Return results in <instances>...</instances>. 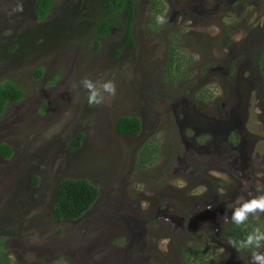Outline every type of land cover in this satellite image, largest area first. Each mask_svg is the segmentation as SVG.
I'll list each match as a JSON object with an SVG mask.
<instances>
[{
	"label": "rangeland",
	"instance_id": "1",
	"mask_svg": "<svg viewBox=\"0 0 264 264\" xmlns=\"http://www.w3.org/2000/svg\"><path fill=\"white\" fill-rule=\"evenodd\" d=\"M32 1L0 0V83L23 92L0 115V144L12 151L0 158V250L16 264H191L202 250L196 264H250L227 243L223 217L264 188V0H133V47L118 55L123 28L93 49L105 0H52L43 20ZM170 45L184 55L173 83L162 80ZM83 77L114 80L115 96L88 105ZM127 114L142 119L138 137L114 130ZM208 117L231 119L226 131L241 135L231 166L192 144L195 121L201 130ZM146 143L156 151L139 166ZM63 178H85L100 194L72 223L50 218ZM252 219L264 228V215Z\"/></svg>",
	"mask_w": 264,
	"mask_h": 264
},
{
	"label": "trees",
	"instance_id": "2",
	"mask_svg": "<svg viewBox=\"0 0 264 264\" xmlns=\"http://www.w3.org/2000/svg\"><path fill=\"white\" fill-rule=\"evenodd\" d=\"M52 0H35L33 4V15L36 20H43L51 6ZM153 8L152 16L156 14V3L151 2ZM125 12V23L122 25L119 13ZM99 18L94 23V35L96 39L93 41V49L97 50L99 47V40L105 35L109 34L112 29L121 30L123 28L122 35L120 37V47L115 51V55H118L122 48H132L133 40L130 34V23L133 19V1L132 0H106L103 3L102 10L99 14ZM169 54L166 58V63L163 69L164 82L169 81L173 83L176 80L178 73L183 66L182 54H177L175 46L170 45ZM179 52V50H178ZM40 70H35L33 76L36 78L40 76ZM22 90L11 82L0 83V115L3 112L5 106L9 103H18L22 99ZM114 130L119 136L135 137L140 130V120L136 115L127 114L116 118L114 123ZM81 133H76L69 143L70 149H76L81 142ZM156 148L152 143H146L141 146L137 151V164L139 166L147 164L154 157ZM12 151L6 144H0V157L4 160H8L11 157ZM37 179H32V184ZM99 191L97 187L85 178H63L59 180L55 186L53 202L51 204L50 217L54 221H73L81 217L93 203L97 200ZM253 227H256L254 219L249 218L247 227H237L230 223L228 230L226 231V239L229 238L240 240L248 231H251ZM1 249V248H0ZM193 258H190L191 264L196 262H202L205 258V252L202 250L200 253H194ZM187 259V258H186ZM0 264H16L10 260L4 251L0 250Z\"/></svg>",
	"mask_w": 264,
	"mask_h": 264
},
{
	"label": "clouds",
	"instance_id": "3",
	"mask_svg": "<svg viewBox=\"0 0 264 264\" xmlns=\"http://www.w3.org/2000/svg\"><path fill=\"white\" fill-rule=\"evenodd\" d=\"M22 10L21 6L19 11ZM155 21L158 25H164L166 18L163 15H157ZM78 84L85 90L87 104L90 106L102 105L106 95L114 97L116 94V84L112 79L100 82L83 77ZM244 188H247L246 183ZM257 192L258 195L247 199L244 196H238L233 204L227 205L231 209V214L230 217L226 214L223 220L228 222L230 219L231 223L237 227H247L250 217L259 219L261 215H264V188L258 187ZM227 243L238 251H248L250 264H264V251H261L264 249V228L253 227L242 239L229 238Z\"/></svg>",
	"mask_w": 264,
	"mask_h": 264
},
{
	"label": "flooded vegetation",
	"instance_id": "4",
	"mask_svg": "<svg viewBox=\"0 0 264 264\" xmlns=\"http://www.w3.org/2000/svg\"><path fill=\"white\" fill-rule=\"evenodd\" d=\"M6 1V0H5ZM34 1L35 0H33L32 1V4H31V10H32V12H33V4H34ZM106 1V0H105ZM104 1V2H105ZM133 1V0H132ZM103 2V3H104ZM103 7V6H102ZM49 11H50V9H49ZM49 13V12H48ZM48 13H47V15H48ZM47 15H46V17H47ZM45 17V18H46ZM35 18V17H34ZM132 22V21H131ZM124 23H125V21H124ZM130 25H131V23H130ZM113 30V29H112ZM116 30H118V29H116ZM129 30H130V27H129ZM122 32H123V30H122ZM130 34H131V30H130ZM108 35V34H107ZM107 35H105L104 37H106ZM121 35H122V33H121ZM121 35H120V37H121ZM131 36H132V34H131ZM103 37V38H104ZM132 40H133V37H132ZM120 38H119V42H118V49H119V47H120ZM123 49H129V48H122V49H120V52L123 50ZM119 52V53H120ZM118 53V54H119ZM19 103V102H18ZM10 104H16V103H9V104H7V105H10ZM7 105L5 106V108L7 107ZM5 108H4V110H5ZM3 110V111H4ZM3 113V112H2ZM1 113V114H2ZM261 114V112H260V110L258 111V115H260ZM260 117H261V115H260ZM139 120H140V130H139V133H138V135L137 136H135V137H138L139 135H141V133H142V130H143V123H142V119H140L139 118ZM196 122H198V123H196ZM232 121H231V119L229 120V121H225L224 119H223V117L222 118H218V119H216V118H207V124L206 125H204V127L203 128H201V130H200V128H199V120H197V121H195V123H196V125H194L193 126V128L195 129V131H196V133L194 134H192V144L193 145H195V144H198V148L200 149L199 151H203V153L204 154H206V157L204 158L205 160H208V159H214V156H216L217 157V159H218V161H217V163L219 164V165H221V162H219L220 161V156L223 154V153H225L227 156H226V159H224V161L222 162V165H225V161L228 163V165L229 166H231V165H233L234 164V160H232V154L230 153V151L231 150H235V149H239L240 147H242V140H241V135L240 134H237L235 131L234 132H230V131H226V128H229V124L231 123ZM196 126V127H195ZM221 129L222 130H224L223 132H222V134L223 135H219L218 136V138H216V133L217 132H215L216 130H218V133L221 131ZM203 131V133H201ZM187 133H189L190 134V132L189 131H186ZM199 132L201 133V135L199 136L198 134H199ZM209 133H211V134H209ZM75 135V134H74ZM118 135V134H117ZM191 135V134H190ZM119 136V135H118ZM120 137H123V138H135V137H125V136H120ZM82 138H83V136H81V141H82ZM221 140H222V142H224L226 145L225 146H227L228 147V151H227V148L226 147H224V149H222L221 147H219V143L221 142ZM81 143V142H80ZM201 146V147H200ZM1 158V157H0ZM2 159V158H1ZM10 159V158H9ZM8 159V160H9ZM3 161H8V160H4V159H2ZM222 160H223V158H222ZM204 166H206V165H204ZM203 172H208L207 171V168H205L204 170H203ZM198 177V176H200V174L196 171V174L194 175V177ZM196 179V178H195ZM61 180V179H60ZM58 182V181H57ZM57 184V183H56ZM56 184L54 185V191H55V186H56ZM216 188H223V189H225V185H223V183H220V184H217L216 185ZM232 192L231 193H229V195H227V196H223V197H226V198H228V197H230V196H232ZM234 195V194H233ZM99 196H100V194H99ZM98 196V197H99ZM54 197V196H53ZM53 202V201H52ZM96 202V201H95ZM82 217V216H81ZM51 218V217H50ZM80 219V217L78 218V219H76V220H73V221H54V220H52V221H54V222H57V223H64V222H69V223H72V222H75V221H77V220H79Z\"/></svg>",
	"mask_w": 264,
	"mask_h": 264
}]
</instances>
